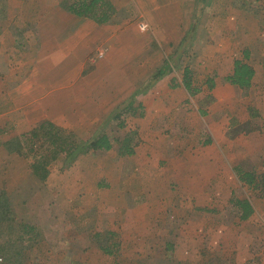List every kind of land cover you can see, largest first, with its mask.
<instances>
[{"label":"crops","instance_id":"0c3cea01","mask_svg":"<svg viewBox=\"0 0 264 264\" xmlns=\"http://www.w3.org/2000/svg\"><path fill=\"white\" fill-rule=\"evenodd\" d=\"M108 1L115 13L97 24L68 12L62 0H0L7 23L29 28L0 35V57L14 63L7 80L0 78V120L12 125L18 120L24 130L50 123L85 141L108 135L94 124L101 113L109 110L105 119L112 122L111 115L126 102L132 100L136 108L129 115L137 127L132 155L118 156L115 145L79 154L69 162L75 171L65 179L54 178L48 166L41 191H27L41 182L12 170L14 157L0 146V156L6 157L0 160V183L6 178L7 198L21 199L22 224L33 229L26 235L21 227L18 238L28 248L14 259H72L71 264L75 259L252 264L254 259L264 264V197L236 176V171L264 174V0H203L189 44L194 63L181 49L184 60L167 64L156 81L163 53L141 42L145 32L133 16L147 21L164 51V44L172 47L185 39L186 24L174 17L176 28L168 31L155 21L169 3L171 15L183 8L187 16L192 0ZM235 62L251 68L248 88L227 80ZM176 68L182 69L180 76L172 75ZM184 69L191 92L183 85ZM196 73L202 76L197 82ZM93 153L101 154V166L92 165ZM236 188L245 193L235 196ZM232 199L246 200L252 213L240 219ZM228 212L230 221L224 222ZM51 238L56 245L49 249ZM2 248L0 259H5Z\"/></svg>","mask_w":264,"mask_h":264},{"label":"rangeland","instance_id":"374dc122","mask_svg":"<svg viewBox=\"0 0 264 264\" xmlns=\"http://www.w3.org/2000/svg\"><path fill=\"white\" fill-rule=\"evenodd\" d=\"M195 4H196V1L192 0L190 12H188L187 16H186V13L184 12L183 8L180 9L179 12L177 10L174 11V13L171 15L172 5L170 3L168 4L170 6L168 9L164 8L161 11L162 15L158 18L159 20L155 21V26L158 24L159 26H162L163 29H167L168 31H171L173 27L176 28V22H181L182 20H184V23L186 24V26H185L186 31L184 34H185V39L188 41V43L186 41L183 42L185 39L184 40L182 39V41L179 44H176L174 42L172 44V47L170 45L168 46V45L164 44V51L161 50L162 49L161 46H159L158 42L156 41L155 32H153V33L150 32V25L147 23V21L144 22V18L137 17L138 15L133 16L132 22L134 23L135 26L137 25L138 28H139L140 23H145L147 25V28L144 31L145 33H143V35H145V37L141 39V42H145V43L149 42L151 44L152 49H154V47H155L157 50H159L160 52L163 53V58L160 62L161 63L160 65H163V64L169 65L170 64L171 66H174V65H177L179 63V61L184 60V59H182L183 54L180 52L181 49H184V51L186 52L185 56L186 55L190 56L189 63L191 65L194 63L193 62L194 59L192 58V53H194L193 52L194 48H192L193 46H190L191 45L190 42H192L191 39L196 34V31L194 33L196 23L199 24V21H197L199 19L198 18L199 15L196 14ZM2 5H4V3H2L0 6V35L4 31H9L11 33V31H14V29H12V28H15V27H16V29L19 30L20 33H25L26 30L29 29L28 27L26 28L25 25L17 24V26H14L13 23H10V24L7 23V18H6L7 10H6V8H4V6L2 7ZM175 8H177V7H175ZM128 10L130 11V8ZM11 12H12V8H11ZM168 12H169L170 16L167 17V19L163 20L162 17L167 16ZM174 17L177 19L176 22H174L175 21ZM167 22H169L170 25H168ZM179 27H180V24H179ZM197 28H198V26H197ZM18 34H16V37H18ZM17 43L21 44V40L19 37L17 38ZM166 43H169V41ZM160 45H163L162 40H160ZM97 54H98V52H97ZM132 58L134 59V57H132ZM5 60H6V57H3V60L0 57V78H2L1 81H4V79H5V81L7 80V73H8L7 71H11L10 69H11L12 65L14 64L13 62L12 63L6 62ZM156 60L158 61V59H156ZM89 63H94V62L89 60ZM87 69L89 70L90 68L88 67ZM181 70L182 69L176 68V70L174 71V74H172V75L173 76H177V75L180 76L182 73ZM86 72H88V71L85 70L84 73H86ZM147 74H148V72H147ZM145 75H146V73H145ZM199 76H200V73H196V75L193 77V79H195L194 80L195 82L202 79V76H200V77ZM144 83H146L145 80H144L143 84ZM108 97L112 98V99L114 98L113 95H109ZM123 101H125V99ZM111 109H113V108H111ZM2 112H4V110L0 106V113H2ZM109 112L110 111L108 110V112L101 113L99 121L95 120L96 122H94V124L95 125L97 124L96 127L100 128L98 130L102 129L103 133L105 131L106 133H108V135L113 136L114 138H117V139H122L123 136L126 135L127 133H130V132L134 133L135 128H137L136 124L134 123V119H130V116H127L125 119V122H124L125 125L123 127L119 128V127L114 125V121L108 122L105 119L107 117V115L109 114ZM111 112H113V111L111 110ZM132 118H134V117H132ZM17 121L18 120H16V122ZM16 122H15V124L12 125L10 121L0 120V146H1V148H3V150H2L3 153H8L9 155H13V157H14V160H13L14 164H13L12 170H14L16 172L17 171H19V172L24 171L25 174L29 173V175L32 178V181H36V184L41 182L40 186H38V187L32 185L29 189H27L28 192L41 191L43 188V187H41L42 182H44L46 180V177L48 176L50 170H52L51 172L53 173L52 175L54 178H55V176L60 175L59 178H63V179L67 178L68 176H70L73 173V171H75L74 169H70V167L68 166L69 163L67 160L62 159L60 157L48 165V166H50V168H49L50 170H48V167H47V174L43 180L35 177L32 173V165H34L35 163H37V161L40 160V156L41 157L46 156L47 149L45 147H41V143L37 142L35 144V146H33V148H32L33 153H30V147L27 145V143L25 142V139H24L25 137H23L22 135H25L26 133H28L29 131H31L35 127L31 128V130L30 129L24 130L21 127V125H20V127H18ZM102 125H103V128H101ZM117 128H119V129H117ZM62 131L68 132L69 130H62ZM76 136L78 139L81 138L78 135H76ZM132 139H133V141H135L136 140L135 136H133ZM193 140H194V138H192V141ZM113 145H115V147H118V144H116V143H113ZM18 150H20V152H21L20 154L17 153ZM0 160L4 161V160H6V157L0 156ZM94 164L101 166V154L97 155L96 153H93L92 165L95 166ZM102 164H106V163H102ZM65 166H67V167H65ZM99 169L100 168L97 167V171ZM93 173H95V172H93ZM96 174H97L96 177L98 178V177H100L101 173L99 172ZM14 181L12 183H14ZM54 181H55V183L57 182L56 180H54ZM3 182H4V184H2V185L0 183V245L3 246L2 249L6 254L5 253H2V254H4L6 257H4L5 259H0V264H71L72 259H20L21 257L18 259H14L16 257L15 254L18 253V251H20L22 248H24V249L28 248V243H26L25 241L23 242L22 240H20L18 238L19 233L22 230L21 224L23 223V217L26 218V215H24V214L22 215L21 211H24V208H23L24 205H21V199L20 198L15 199V197H14L11 200H9V198H7L6 178L3 180ZM26 182H28V181H26ZM45 186H47V185H45ZM49 189H51L52 191L55 190L52 187H50ZM45 190H46V192H48L47 191L48 189L46 187H45ZM18 191L16 190V194H18L17 193ZM243 192L245 193V190H240V188H238V189L236 188L234 190L235 196H237V195L241 196V195H243ZM19 193H21V192H19ZM18 197H19V195H18ZM223 201H224L223 203L222 202H219V203H222V206H225L226 199ZM30 203H31V201H30ZM35 204L36 203L34 200V202L32 201L31 206H33ZM210 205L214 206L213 202H211ZM210 216H211V213H209L207 215V217H210ZM212 218H213V216H212ZM222 219L224 222H226V220H227V222H229L230 221L229 212L227 213V216H223ZM55 241L56 240L54 238H51V240H49V244H48L49 249H51L50 248L51 244L56 245ZM31 244H33V247H35L34 244H36V243L31 242V243H29V246ZM42 246L43 245L36 246L40 252H43L45 250L44 249L45 247L43 248ZM30 253L32 255V252H30ZM7 254L10 255L12 259H7V258H9ZM36 255H38V254H36ZM43 255L44 254H42L41 257H44ZM75 260H76V264H86L87 263L85 261V259H75ZM209 260L210 261L207 264H221L220 260L223 262L222 264H227V262L224 263V261H226L225 259H223V260L222 259H209ZM215 260H218V261L214 262ZM111 261H112V259H105L101 263L98 260V264H112ZM250 261L252 262V264H260V263H258V261L254 260V259L250 260ZM74 263L75 262L73 261V264ZM130 264H132V262ZM135 264H169V263H168V261L163 262V259H141V261L136 260ZM181 264H183V262H181Z\"/></svg>","mask_w":264,"mask_h":264},{"label":"trees","instance_id":"16d2710c","mask_svg":"<svg viewBox=\"0 0 264 264\" xmlns=\"http://www.w3.org/2000/svg\"><path fill=\"white\" fill-rule=\"evenodd\" d=\"M202 1L197 0L196 2V14L202 8ZM65 9L71 14L81 17L88 18L96 22L97 24H103L110 20L114 15L115 9L108 0H62ZM168 69V65L164 64L152 78L153 81L159 79ZM252 76V70L246 64L235 62V68L233 74L227 78V80L241 88H248L250 79ZM211 79H209L208 87L211 88ZM183 85L191 92L190 89V78L189 71L184 69ZM149 86V84H148ZM138 93H136L137 95ZM191 95V94H190ZM132 100L128 101L122 107L116 109L111 115V121H114V125L121 128L125 125V119L127 116H134L136 108L132 105ZM25 137V142L30 147V153H33V146L37 142L41 143V147L47 149V154L44 157L40 156V160L32 165V173L38 179H44L47 174L48 165L62 158L68 161L73 160L77 155L84 154L88 151L92 152H104L111 149L113 143L118 144L117 154L120 157L130 156L133 154V147L136 142L133 141L132 137L135 133H127L122 139L114 138L107 134L98 133L93 137L82 141L77 136L68 131H61L50 123H42L39 126L33 128L31 131L22 135ZM20 154V150L17 151ZM238 180L254 190L260 193V196L264 197V174L255 175L252 172L236 171ZM231 203L237 207L240 211V219L247 218L251 213L252 209L250 204L246 200L232 199ZM24 228L26 235L32 233V227L27 224H21ZM104 252H109L107 249H103Z\"/></svg>","mask_w":264,"mask_h":264},{"label":"built area","instance_id":"2783aa9c","mask_svg":"<svg viewBox=\"0 0 264 264\" xmlns=\"http://www.w3.org/2000/svg\"><path fill=\"white\" fill-rule=\"evenodd\" d=\"M146 28H147V25H146L145 23H140V24H139V29H140L141 31H145Z\"/></svg>","mask_w":264,"mask_h":264}]
</instances>
